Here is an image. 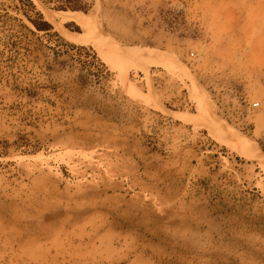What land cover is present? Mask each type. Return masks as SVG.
I'll list each match as a JSON object with an SVG mask.
<instances>
[{"label":"rangeland","instance_id":"374dc122","mask_svg":"<svg viewBox=\"0 0 264 264\" xmlns=\"http://www.w3.org/2000/svg\"><path fill=\"white\" fill-rule=\"evenodd\" d=\"M32 1L49 32L0 0V264H264V0Z\"/></svg>","mask_w":264,"mask_h":264},{"label":"bare ground","instance_id":"6f19581e","mask_svg":"<svg viewBox=\"0 0 264 264\" xmlns=\"http://www.w3.org/2000/svg\"><path fill=\"white\" fill-rule=\"evenodd\" d=\"M53 15V14H52ZM53 21L56 22V21H69V20H73V21H76L77 23L87 27V28H91L90 30V33H94L96 30H97V25L92 21L91 18H87L86 14H82L80 12H59L57 14H54L53 17H52ZM58 27V26H57ZM61 27V25H60ZM60 31L62 33V35L69 41L71 42H74V43H84L87 41L86 39V36L83 35V34H76V33H73L71 30H67L66 29H63V28H60ZM99 35V34H98ZM101 35V34H100ZM91 36V35H89ZM95 37V36H94ZM98 37V36H97ZM122 53V52H121ZM136 55V54H135ZM139 56V55H138ZM137 56V57H138ZM141 56V55H140ZM139 56V57H140ZM138 57V60L140 59ZM142 59V58H141ZM153 59V58H152ZM160 59V58H159ZM170 60V59H169ZM138 62V61H137ZM135 63V62H134ZM130 66V65H129ZM128 66V67H129ZM143 66V65H142ZM148 69V68H147ZM146 69V70H147ZM142 70V69H141ZM145 71V70H144ZM147 73L148 70H147ZM123 75V74H122ZM127 82V81H126ZM137 98V97H136ZM197 101H200V100H197ZM174 114H177L176 112H174ZM202 114V113H201ZM200 114V115H201ZM174 116H178V115H174ZM203 122H206V123H209L211 125V127L213 128L212 130H216L218 129V131H215V132H219V133H223L222 135L224 136H228V137H232V136H235L234 138L238 139L239 138V135L237 134V132H233L235 130L231 129L229 126H227L226 124H223L220 128H218V126L215 124V122L213 121L214 119H212L211 115H210V112L207 111V110H203ZM201 116V117H202ZM179 117L181 118H184L185 120L187 121H193L195 120V116H190L189 115H179ZM184 120V121H185ZM193 123V122H192ZM202 123V122H201ZM200 124V123H199ZM242 137V136H241ZM243 137H246L243 135ZM239 140V139H238ZM244 140V139H243ZM246 140V139H245ZM244 140V141H245ZM249 142V141H248ZM247 142V143H248ZM237 143V141H236ZM244 143V142H243ZM246 143V144H247ZM245 144V145H246ZM243 145V144H242ZM241 146V145H240ZM245 147V146H244ZM238 148V147H237ZM241 150V149H240ZM244 152V151H243Z\"/></svg>","mask_w":264,"mask_h":264},{"label":"trees","instance_id":"16d2710c","mask_svg":"<svg viewBox=\"0 0 264 264\" xmlns=\"http://www.w3.org/2000/svg\"><path fill=\"white\" fill-rule=\"evenodd\" d=\"M13 5V9L22 14V16L31 23L32 27H29L26 23L23 22V19H18L14 17L16 20L21 21V26L28 29L32 34L37 32H49L53 26L44 19L42 13L36 10V7L32 0H8ZM63 8V7H62ZM67 8V7H66ZM72 9H78L76 6H71ZM30 12L35 14V17L30 15Z\"/></svg>","mask_w":264,"mask_h":264}]
</instances>
